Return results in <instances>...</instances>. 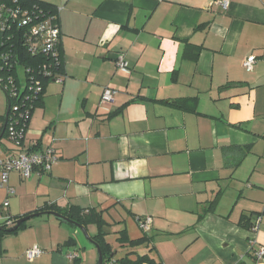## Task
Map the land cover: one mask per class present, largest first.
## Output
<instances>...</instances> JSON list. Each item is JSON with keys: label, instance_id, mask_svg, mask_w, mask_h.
Instances as JSON below:
<instances>
[{"label": "crops", "instance_id": "obj_1", "mask_svg": "<svg viewBox=\"0 0 264 264\" xmlns=\"http://www.w3.org/2000/svg\"><path fill=\"white\" fill-rule=\"evenodd\" d=\"M35 1L61 9L64 80L46 83L23 148L39 142L59 161L29 179L10 174L0 223L78 207L146 236L137 250L157 264H252L258 217L264 245V0L227 10L219 0ZM121 55L130 72L117 68ZM105 88L112 104L101 103ZM9 143L0 158L19 152ZM128 217H150V231L133 236ZM29 221L4 238L0 264H67L64 223ZM33 247L51 253L30 262Z\"/></svg>", "mask_w": 264, "mask_h": 264}, {"label": "built area", "instance_id": "obj_2", "mask_svg": "<svg viewBox=\"0 0 264 264\" xmlns=\"http://www.w3.org/2000/svg\"><path fill=\"white\" fill-rule=\"evenodd\" d=\"M218 4L223 10H227L230 0H219ZM61 9H56V13H51L36 5L24 6L20 0H0V86L4 91H8L10 96L18 95V88L15 85V76L20 82L19 90L23 85H29L30 91L38 95L43 90V82L37 79V75L50 78L54 81L62 82L63 74L57 71L59 65V56L61 54V29L59 25V15ZM45 58L44 63L32 67L26 62V59ZM256 62L255 56H250L244 61V68L252 70ZM117 68L124 72H130V65L121 55L117 61ZM25 68V81L21 82L18 73V67ZM3 70H8L9 77L1 75ZM30 78L29 82L26 80ZM7 92V94H8ZM8 94V97H9ZM117 92L111 88H105L102 94L101 103L104 105L112 104ZM29 99V97H27ZM20 106H23V111ZM29 102L23 101L20 105L11 106L14 109V115L9 126V142L21 151L0 158L1 181L0 188H5L9 196L15 194V190L9 186V177L12 172H18L22 178L29 179L33 174L49 173L53 166L59 161L55 151L50 147H41L35 143L33 149L23 148L22 141L25 138L26 127L23 119L28 112ZM9 201L6 200L2 209L7 210ZM262 218L258 217L250 228L253 236L250 238L249 247L253 251L252 264H264V245L257 239V233L260 229ZM152 219L141 218L139 226L141 230L148 233L151 229ZM5 226L0 223V227ZM6 226L11 227L8 222ZM45 251L33 247L26 251L25 256L30 262L41 258ZM69 260L78 258L76 254L67 255Z\"/></svg>", "mask_w": 264, "mask_h": 264}, {"label": "trees", "instance_id": "obj_3", "mask_svg": "<svg viewBox=\"0 0 264 264\" xmlns=\"http://www.w3.org/2000/svg\"><path fill=\"white\" fill-rule=\"evenodd\" d=\"M20 2L24 5V6H33L36 5L39 8H43L47 11H50L51 13H56V9L55 7L51 6L50 4H47L45 2H41V1H35V0H20ZM196 49V57L198 56V53L200 51L199 48H195ZM61 52V49H60ZM59 60H60V64L57 65L56 69L58 72H60L61 74L63 73V61H62V54H60L59 56ZM26 62L28 64H30L32 67L38 66V64L40 63H44L45 62V58H32L29 57L26 59ZM4 75L5 77H9L12 74L9 73L8 70H3L1 75ZM15 85L16 88H18V95L17 96H10L9 92V97L6 91H4L2 89V87L0 86V88L3 90V92L5 93V95L7 96L8 100L10 101L11 106H15V105H20L23 103V101L28 100L29 102V106L28 108V112H26V116L23 119V124L26 127V131L24 132V135L26 137V133L28 131L29 128V124L31 122V118L33 116L34 111L42 104V99L44 97V93H45V85L47 82L52 81V79L50 78H45L42 77L41 75H37V79H39L40 81L43 82V90L41 93H39L38 95H35L32 93V91H30L29 85L27 84L26 86L23 85V89L19 90L20 86V82L17 79V76H15ZM28 82L30 80L29 77H27L26 79ZM27 97H29V99H27ZM178 107H182V105L178 104ZM21 109L24 111L25 108H23V106H20ZM14 109L10 108V112H9V117H8V121H7V126L4 127V121H5V117L1 116V124L2 126L0 127V142H2V140L6 139L9 142V126H10V122L11 119L14 115ZM25 142V138L22 141V144L24 145ZM37 147L40 146L39 142L36 143ZM16 148V147H14ZM18 151L21 149L17 148ZM12 154H16L15 153V149H12ZM11 155V154H10ZM42 211H46V212H58L60 214H63L64 216H66L67 218H69L70 220L78 223L79 225L84 226L86 229H88V227L90 225H95L98 227V233L95 234L94 236H91V239L94 240L101 248L102 251V256H103V264H157L153 259H151L148 255V253H142L139 250H137L138 247L146 245L145 243H147V237L143 236L140 239H136V240H132L129 238L127 232L125 230L119 231V237L117 239V241L120 243L121 247H125L127 246L128 248H126V252L124 257L121 258H117V255L121 253V250L119 251V253L117 255H115V252L113 251L111 245L109 243H107V241L105 240V236L106 234L103 232V227L107 226V223L105 222V220L102 217V214L100 212H96V211H83L78 207H71L68 210H60L56 207L53 206H47L46 208H44ZM41 213H45V212H41ZM140 217L136 219L137 224H139L140 221ZM16 222V221H15ZM14 222V224H15ZM27 223V222H26ZM24 223L18 231L23 230L27 227V224ZM252 226V225H251ZM10 228L8 226H3V229L0 230V252L2 251V242L4 240V238L7 235H12V234H16L18 231L14 232V233H9L8 230ZM67 247H75L76 246V242L73 238H70L68 241V244H66ZM152 251V250H151ZM81 256L79 255L78 258L75 259V264H81Z\"/></svg>", "mask_w": 264, "mask_h": 264}, {"label": "rangeland", "instance_id": "obj_4", "mask_svg": "<svg viewBox=\"0 0 264 264\" xmlns=\"http://www.w3.org/2000/svg\"><path fill=\"white\" fill-rule=\"evenodd\" d=\"M17 70H18L21 82L24 83V81H25V68L23 66H20V67H18ZM7 105H8L7 97H6L5 93L3 92V90L0 88V117L5 115L6 110H7ZM1 123L2 122L0 119V127L2 126ZM7 143H9V142H7L6 139L2 140V142H0V150L3 149L5 147V145H7ZM42 218H50L52 220H57L55 217L47 215V216L34 218L29 222H30V224H32L33 222H39L40 220H42ZM57 221L61 222L59 220H57ZM126 225L129 226V229H130L131 234L133 236H137V235H140L142 233V230H141L139 224H137L134 219L129 218L127 220V222L125 224H123V227H126ZM64 226H66V228L72 233L71 237H73V239L75 240L76 246L71 247V248H64V252L59 251V252H57V254L64 257L67 261V264H75V260H69L67 258V255L70 253L76 254L77 256L80 255L81 256V261H80L81 264H98V249L94 244H92L88 240V238L85 236L83 231L77 227H74V226H71L68 224H64ZM95 228H92L91 226L88 227L87 231H88V234L90 236L95 235V233H96L95 231L98 230V227L96 226ZM109 229H114L113 233L106 234L105 240L107 241V243H109L111 245L113 250L114 249H115V251L121 250V253L117 255V258L124 257L126 249L122 248L120 243L117 241L118 236H119L118 231H120L119 228L114 227V228H109ZM75 251L78 253H76ZM50 253H51V251H49V250L45 251V254L49 255ZM29 264H31V263H29Z\"/></svg>", "mask_w": 264, "mask_h": 264}, {"label": "water", "instance_id": "obj_5", "mask_svg": "<svg viewBox=\"0 0 264 264\" xmlns=\"http://www.w3.org/2000/svg\"><path fill=\"white\" fill-rule=\"evenodd\" d=\"M7 97V96H6ZM7 110H6V113L4 115L5 117V121H4V127L7 126V121H8V117H9V112H10V101L8 100L7 98ZM42 215H50V216H53L55 217L57 220L63 222L64 224H68V225H72L74 227H77L79 228L80 230L83 231V233L85 234V236L88 238V240L94 244L97 249H98V264H103V256H102V251H101V248L100 246L94 241L91 239V236L88 234V231L87 229L82 226V225H79L78 223L70 220L69 218H67L66 216H64L63 214H60L58 212H45V213H38V214H32V215H29V216H26L24 218H21L19 220H17L14 224V226L8 230L9 233H14L16 231L19 230V228L24 224L26 223L27 221H29L30 219L36 217V216H42ZM3 228L1 227L0 230H2ZM103 232L105 234H111V229H109V227L105 226L103 227Z\"/></svg>", "mask_w": 264, "mask_h": 264}]
</instances>
